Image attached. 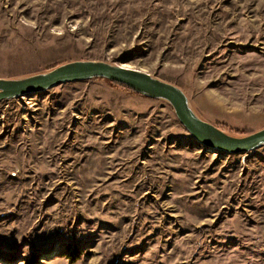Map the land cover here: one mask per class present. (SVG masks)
I'll return each mask as SVG.
<instances>
[{
    "label": "rangeland",
    "instance_id": "1",
    "mask_svg": "<svg viewBox=\"0 0 264 264\" xmlns=\"http://www.w3.org/2000/svg\"><path fill=\"white\" fill-rule=\"evenodd\" d=\"M103 60L264 128V0H0V77ZM94 78L0 102V264H264V146L205 147Z\"/></svg>",
    "mask_w": 264,
    "mask_h": 264
},
{
    "label": "water",
    "instance_id": "2",
    "mask_svg": "<svg viewBox=\"0 0 264 264\" xmlns=\"http://www.w3.org/2000/svg\"><path fill=\"white\" fill-rule=\"evenodd\" d=\"M94 78L108 79L153 99L168 101L181 124L207 148L234 155L253 152L264 146V128L244 136L229 133L201 118L180 86L141 69L103 60H76L51 70L21 78L0 77V102L29 94H39L66 83Z\"/></svg>",
    "mask_w": 264,
    "mask_h": 264
},
{
    "label": "trees",
    "instance_id": "3",
    "mask_svg": "<svg viewBox=\"0 0 264 264\" xmlns=\"http://www.w3.org/2000/svg\"><path fill=\"white\" fill-rule=\"evenodd\" d=\"M114 83V82H113ZM115 85H119V86H123V87H125V88H127V89H129V90H131L132 91V89H130V88H128V87H126V86H124V85H122V84H118V83H114ZM133 92H135V91H133ZM219 127H221V126H219ZM222 128V127H221ZM224 129V128H223Z\"/></svg>",
    "mask_w": 264,
    "mask_h": 264
},
{
    "label": "bare ground",
    "instance_id": "4",
    "mask_svg": "<svg viewBox=\"0 0 264 264\" xmlns=\"http://www.w3.org/2000/svg\"><path fill=\"white\" fill-rule=\"evenodd\" d=\"M125 66H127V65H125Z\"/></svg>",
    "mask_w": 264,
    "mask_h": 264
}]
</instances>
